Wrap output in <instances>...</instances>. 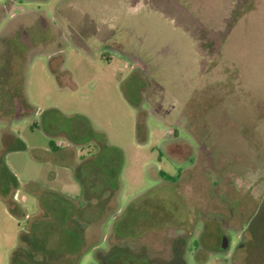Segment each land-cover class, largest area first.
<instances>
[{"label": "rangeland", "instance_id": "obj_1", "mask_svg": "<svg viewBox=\"0 0 264 264\" xmlns=\"http://www.w3.org/2000/svg\"><path fill=\"white\" fill-rule=\"evenodd\" d=\"M0 156V264H264V0H0Z\"/></svg>", "mask_w": 264, "mask_h": 264}, {"label": "crops", "instance_id": "obj_2", "mask_svg": "<svg viewBox=\"0 0 264 264\" xmlns=\"http://www.w3.org/2000/svg\"><path fill=\"white\" fill-rule=\"evenodd\" d=\"M49 149L50 150H55L54 154L51 155V156H49V157L48 156L47 157H41V158H39V160L40 161H45L46 163H49L50 160H56V159L61 158V159H59L60 160V166L62 167V169L66 170L67 169V164L65 163L64 159H62L64 157L65 152H63L61 150V148L58 147V144H56V143L53 144V142L50 143V148ZM7 165H8L7 159L6 158L4 159V158H2L0 156V177L3 175L2 169H5L4 171H7L8 170L6 168ZM2 166L4 168H2ZM49 175H50V177L55 178L53 171H50L49 172ZM67 176L68 175L65 173V171H63V173L60 174L59 181H61L63 183L62 184V187L60 188V190L57 189V188L49 187V186L48 187L47 186H43L40 183V180L38 178L29 179V182H32V184H35L37 186V189H31L30 192H32L34 194H37L39 208L42 207V209L44 210L47 207H48V209L51 207V201L50 200L47 201V200H44L43 198H41L40 193L43 192V191L52 190V191H59L61 193L70 192V190L71 191H77V187L75 185H73V184L70 183V179H69L70 177L69 176L67 177ZM19 181H20V183H23L24 184V181H21V180H19ZM2 183L3 182H2V180L0 178V189L2 188ZM80 191H81V188H80ZM85 191H87V189H85L83 187L81 192L84 193ZM12 192L14 193V198H16V195L19 197L18 190L13 189ZM63 195H65V194H63ZM0 197H1V199H4V201L6 200L5 203H6L7 207H8L9 206L8 205L9 204L8 197L7 196H5L4 198L2 196H0ZM26 198L27 197L25 196L24 199H26ZM83 198L87 199L85 193L83 195ZM23 201H26V200H23ZM10 205H12V204L10 203ZM19 206L21 208H23V205H19ZM10 207H11L10 210L12 211L13 210L12 209V206H10ZM75 207L78 208V210H76V211L79 214V218H76V217L75 218L78 219V221H77L78 224H82V218L84 216L83 215L84 212L82 213V209H86L87 204L86 203L85 204L83 203V205H82V199L80 198V200L79 199L76 200ZM12 214L13 215H16V212L14 211V213L12 212ZM37 217H38V215H37ZM36 218H35L34 222H36ZM119 238H124V237H122L121 235L115 233V239H118L119 240ZM124 239L128 240L129 238H124ZM118 246L119 245H117V244L115 245V250L116 249H120V247H118ZM122 249H124V248H122ZM125 250L131 251L129 248L124 249V251Z\"/></svg>", "mask_w": 264, "mask_h": 264}, {"label": "water", "instance_id": "obj_3", "mask_svg": "<svg viewBox=\"0 0 264 264\" xmlns=\"http://www.w3.org/2000/svg\"><path fill=\"white\" fill-rule=\"evenodd\" d=\"M227 246V242H225V244L223 245V247H226Z\"/></svg>", "mask_w": 264, "mask_h": 264}, {"label": "trees", "instance_id": "obj_4", "mask_svg": "<svg viewBox=\"0 0 264 264\" xmlns=\"http://www.w3.org/2000/svg\"><path fill=\"white\" fill-rule=\"evenodd\" d=\"M161 174H163V172H160Z\"/></svg>", "mask_w": 264, "mask_h": 264}]
</instances>
